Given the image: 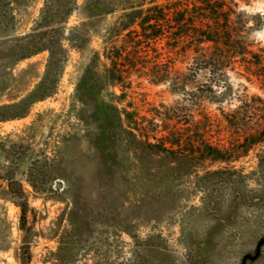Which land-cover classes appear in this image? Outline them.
<instances>
[{
    "label": "rangeland",
    "instance_id": "1",
    "mask_svg": "<svg viewBox=\"0 0 264 264\" xmlns=\"http://www.w3.org/2000/svg\"><path fill=\"white\" fill-rule=\"evenodd\" d=\"M90 1L77 0L64 27L50 97L26 117L0 122V264H264V145L212 164L193 158L187 143L160 154L153 139L209 132L226 148L264 120V90L231 72L210 102L201 65L184 46L162 41L138 46L122 95L106 58L134 46L122 17L174 0H93L100 6L88 9ZM47 2L0 0V56L32 33ZM233 9L249 18L254 50H263L264 0ZM48 59L0 67V105L33 91ZM87 69L89 95L80 91Z\"/></svg>",
    "mask_w": 264,
    "mask_h": 264
},
{
    "label": "trees",
    "instance_id": "2",
    "mask_svg": "<svg viewBox=\"0 0 264 264\" xmlns=\"http://www.w3.org/2000/svg\"><path fill=\"white\" fill-rule=\"evenodd\" d=\"M76 1L48 0L32 33L17 39L12 49L1 54L0 67L15 65L43 53H48L49 59L44 78L33 91L18 103L0 105V122L26 117L34 104L46 100L52 94L51 90L46 89V85L53 84L50 79L53 70L60 68L62 63L59 55L65 36L64 27L75 11ZM245 1L174 0L168 3V7L154 6L145 11L133 9L125 14L121 20L128 21L123 30L127 32L126 43L134 46L132 49L127 46L114 48L112 53L106 56L110 61L108 73L112 75V87L120 88L122 95L124 94L127 77L137 70V64L132 60L138 58L139 45L150 47L165 41L167 44L172 43L175 49L184 46V55L190 54L192 60L201 65L200 70L207 81L209 92L214 95V99H209L210 102H216L222 94H218L214 88L225 85L231 72H238L251 84L258 81L264 90V49L254 50L255 42L250 39L253 27H246L249 18L244 20L243 13L236 17L237 13L233 9L240 8V2ZM96 6L100 4L93 0L87 4L88 9ZM103 7L107 9L108 6L105 4ZM106 9H102L103 14L113 12V9ZM90 71L87 69L84 72L80 82V91L86 95L94 91V85L89 83ZM141 72H144L145 77L148 76L145 67ZM125 114L127 120H134L131 113ZM226 121L230 127L239 126L233 119ZM253 126L249 131L238 135L226 148L211 143L207 139L209 132L205 135L196 133L198 139L195 135H190L187 140L179 130H168L163 131L165 133H162L161 137L155 136L153 139L160 145V154L175 153L187 143L191 146L193 158L219 164L230 161L235 153H248L253 145H264V120L257 121ZM204 130L207 132L206 128ZM149 140L148 138V143ZM9 188L12 191V181ZM20 196H23V193H20ZM23 206L25 208L26 204L19 207L25 217L27 211Z\"/></svg>",
    "mask_w": 264,
    "mask_h": 264
},
{
    "label": "water",
    "instance_id": "3",
    "mask_svg": "<svg viewBox=\"0 0 264 264\" xmlns=\"http://www.w3.org/2000/svg\"><path fill=\"white\" fill-rule=\"evenodd\" d=\"M57 188H61V183H58L57 184Z\"/></svg>",
    "mask_w": 264,
    "mask_h": 264
}]
</instances>
